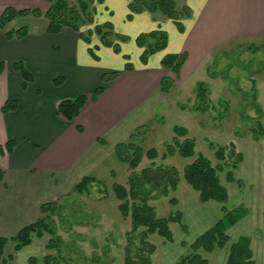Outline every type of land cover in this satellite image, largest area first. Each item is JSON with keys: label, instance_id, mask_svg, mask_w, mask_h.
<instances>
[{"label": "crops", "instance_id": "obj_1", "mask_svg": "<svg viewBox=\"0 0 264 264\" xmlns=\"http://www.w3.org/2000/svg\"><path fill=\"white\" fill-rule=\"evenodd\" d=\"M176 3L192 11L190 17L182 20L183 31L172 19L147 11L128 19L129 0L95 2V22L111 21L115 31L128 38L120 43V53L102 45L97 35L92 36L91 44L86 43L69 27L49 33L45 17L19 16L0 30V147L5 149L4 154L0 152V169L4 172L0 179L1 236H13L35 220L43 203L69 198L85 176L105 180L110 175L122 183L119 178V172L124 170L122 163L112 164L117 144L129 141L139 126L151 123L177 87L196 88L198 83L208 81L211 60L216 63L228 52L227 48L230 51L232 44L253 48L255 42H261V49L264 48V0H176ZM48 6L47 0H0V16L8 7L22 10ZM21 28L27 33L18 37L16 32ZM159 28L167 32L168 45L144 63L143 48L137 45L136 38ZM90 47H98L95 50L98 58L92 56ZM182 53L187 54V59L176 78L161 62L168 54ZM18 61L23 62L32 80L25 81L15 68ZM128 61L132 70H125ZM109 71L123 72L106 85L103 94L97 95L102 76ZM198 75L206 80L197 78L198 82L195 79ZM164 76L175 80L170 93L161 89ZM79 95H86L87 102L79 116L69 121L59 114L58 106L61 101ZM10 100L15 108L4 112L3 107ZM9 141H14L11 153L6 150ZM242 152L244 161L237 173L246 184L241 203L249 212L229 230L230 241L224 248L203 253L209 264H227L232 244L242 236L251 239L255 264L262 257L264 230L258 205L264 192V147L255 145L250 152ZM175 156L180 155L166 160ZM187 186L185 192H180L179 183L175 191L187 230L170 223L173 240L155 238L153 264H174L222 216L221 206L215 201L200 202L199 193ZM227 187L232 198V186ZM114 221L115 226L120 224L119 218ZM9 254L14 259L7 264H27L32 256L42 259L44 249L34 242L15 252L14 245L9 244L6 255Z\"/></svg>", "mask_w": 264, "mask_h": 264}, {"label": "trees", "instance_id": "obj_2", "mask_svg": "<svg viewBox=\"0 0 264 264\" xmlns=\"http://www.w3.org/2000/svg\"><path fill=\"white\" fill-rule=\"evenodd\" d=\"M49 6L46 9L31 8L18 10L8 7L0 16V30L12 20L19 16L32 15L35 17H45L48 21L47 31L57 33L63 27H69L76 31L79 36L88 44L92 43V36L97 35L101 44L112 47L117 53L121 52L120 43L128 40L124 35L115 31L111 21L104 23L95 22L97 13L95 2L102 3V0H47ZM128 19H132L135 14L150 12L160 14L172 19L179 30L183 31L182 20L191 16L192 11L188 6L178 7L176 0H129ZM84 26H92L87 31H83ZM27 30L21 28L16 35L23 37ZM13 33H10L12 36ZM136 43L143 48L141 55L142 62L146 63L148 58L164 50L168 45V34L162 29H156L149 33H142L137 36ZM98 47H90L89 51L95 58H98L95 50ZM128 60L129 56H124ZM187 54H168L161 65L165 69L172 71L179 78L180 70L186 62ZM15 68L21 72L25 81L32 80L31 74L27 71L23 62L15 63ZM130 61L126 63L125 70H132ZM2 67L0 65V72ZM123 71H109L103 74L102 84L96 89V94L104 93L106 85L116 80ZM60 79L56 80L59 83ZM174 85V80L169 76H164L161 80V89L168 93ZM199 100L197 109H207L206 88L204 83H199L196 87ZM88 97L79 95L73 99L61 101L58 112L69 121H74L84 108ZM203 100V101H202ZM202 105H201V103ZM205 103V104H204ZM15 108L14 101H7L3 107L4 112ZM147 125L139 126L130 136L127 142H121L116 146V157L123 163L129 165L132 172L129 175L128 187L122 183L113 184V192L119 200L118 208L124 217H130L132 228L126 233V244L124 246L123 264H153L152 256L157 246L149 240L150 235L157 234L167 241L173 240V232L170 223H178L184 230L187 226L183 220L181 211H176L168 217H158L155 207L150 203L153 192L159 190L163 195L169 196L171 191H176L182 178L199 193V200L202 203L215 201L221 204L222 216L217 222L201 234L174 264H209L203 253H212L219 248H224L230 241L229 230L248 215V208L244 204L229 208L227 203L230 200L228 187L222 181L221 174L225 175L226 183L237 181L235 172L240 168L244 161V154L238 149L235 142H230L224 146H216L210 143V148L214 149L218 164L214 165L212 160L202 153L195 150V140L187 137L188 130L182 126H174L175 137L173 143L167 146L166 152L162 155L163 159L179 154L183 158H193L187 164L183 172L174 166L158 165L155 166V159L159 156L157 149L151 148L144 151L141 146V139L144 136ZM184 138V139H181ZM14 141L6 144V150L12 152ZM1 154L5 149L0 147ZM143 157L152 160L150 166L136 172ZM4 172L0 169V179H3ZM93 184L104 185L94 176L83 177L74 187V192L82 194L89 193ZM240 187L243 182L238 181ZM68 199V198H67ZM66 199V200H67ZM64 200V201H66ZM172 203L177 204L175 198ZM60 203L46 202L40 206V215L33 221L25 224L13 236L6 237L0 235V263L7 264L14 259L13 254L6 255L9 244L14 245V251H20L24 247L31 245L35 238H42L45 234L50 235V239L45 245L46 250L57 249L60 254L59 244L62 237L57 235L55 217L61 214ZM62 257V256H61ZM62 258L54 254H46L42 259L32 256L27 264H60ZM98 264H105L104 259H94ZM99 261V262H98ZM227 264H255L251 249V239L248 236L240 237L232 244Z\"/></svg>", "mask_w": 264, "mask_h": 264}, {"label": "rangeland", "instance_id": "obj_3", "mask_svg": "<svg viewBox=\"0 0 264 264\" xmlns=\"http://www.w3.org/2000/svg\"><path fill=\"white\" fill-rule=\"evenodd\" d=\"M260 44L261 42H255L253 48H240V44H232L230 51L227 48L228 52L226 50L227 53L223 57L220 56L216 63L211 60L208 66L210 69L208 81L206 77H199L200 75L195 78H200L201 81L206 80L202 83L206 88L205 103L209 102L206 104L207 109L196 108L199 103L196 88L177 87L166 99L162 112L160 111V114L158 112L159 115L155 113L153 121L144 124L147 125V130L140 144L145 152L151 148L159 151V156L154 160L155 166H174L183 172L185 164L191 163L190 159L180 156H175L173 160L162 158L167 146L173 143L175 137L173 129L177 125L187 128L189 132L187 137L195 140L196 152L207 156L214 165L218 164V160L214 149L210 148V143L224 146L235 142L238 149L246 153L255 148V145L264 147V48L261 49ZM197 81L199 82L198 79ZM119 161L116 157L112 164L122 163L124 170L121 169L119 172L121 176L119 178L128 187L132 169L128 164ZM151 163L152 160L143 157L142 163L135 171L141 172ZM237 171L235 172L237 181L232 184L226 183L225 175L221 174L222 181L232 186L234 192L227 203L229 208L244 204L241 202L247 190H244L246 184L239 177L240 172L237 173ZM262 179L264 187V176ZM105 180H98L104 185L93 184L89 193L74 192L66 201L60 203L61 214L56 216L55 220L57 235L62 237V243L58 245L61 253L59 254L57 249H45L50 239V235L45 234L44 237L34 240L40 248L44 249V256L50 253L58 255L63 259L60 264H98L94 259L99 258L104 259L105 264H123L125 235L132 228L131 218L124 217L118 208L119 200L115 197L112 187L118 181L110 175H107ZM238 181L243 182V187L239 186ZM186 186L191 187L182 178L179 191L182 192ZM152 195L156 198L150 203L152 205L157 203V206H153L158 217L166 215L168 217L178 210L181 211L178 201L177 204L171 202L173 198L177 200L175 191L165 196L159 190H155ZM215 203L221 206L218 202ZM258 209L261 210L260 222L264 230V192ZM114 218H119V225L115 226ZM157 237H159L157 234L150 235L149 240L154 243ZM259 264H264V250Z\"/></svg>", "mask_w": 264, "mask_h": 264}]
</instances>
